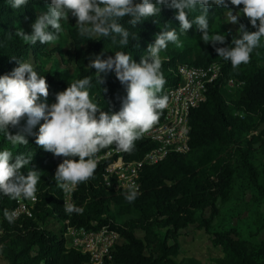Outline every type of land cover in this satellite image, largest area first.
Returning a JSON list of instances; mask_svg holds the SVG:
<instances>
[{
  "label": "trees",
  "instance_id": "16d2710c",
  "mask_svg": "<svg viewBox=\"0 0 264 264\" xmlns=\"http://www.w3.org/2000/svg\"><path fill=\"white\" fill-rule=\"evenodd\" d=\"M226 2L229 9L236 7L230 0ZM49 4L50 0H27L25 6L13 9L10 0H0V76L10 75L19 66L18 62H26L31 55L38 60H50L53 53L62 54L61 48L67 39L60 34L59 48L55 46L57 40L48 44L38 41L32 45L16 36L17 29L31 35L38 10L48 8ZM237 8L242 9L243 5ZM229 9L217 6L208 9L209 31ZM177 11L161 6L159 14L136 27L128 24L129 18L125 17L122 25L136 35V39L130 35L127 46L119 45V37L114 44L112 36H80L71 19L66 28L73 49L62 54L60 61L66 65L71 63L73 67L67 69L58 61L49 69L42 65L33 68L45 77L49 86L47 100L41 97L39 102L51 106L56 102V94L66 90L69 84L91 77L88 90L92 101L101 111L112 114L122 107L127 96L126 85L119 82L114 69L102 73L104 83L99 84L95 69L90 67L92 61L97 56L114 58L116 52H124L140 63L148 56L147 48L154 44L158 34L175 29L182 46L169 43L160 53L161 71L166 80L161 96L178 84L180 65L207 67L217 64L221 67V75L207 86L205 102L190 113L189 152L171 154L162 162L144 166L139 172L140 191L135 201L129 203L125 199L129 192H116L113 187L104 185V170L118 157L126 162L139 160L157 144L144 135L135 142L131 154L117 151L115 145L101 150L99 156L108 151L116 153L111 159L99 162L93 179L77 186L75 206L82 208L83 214H68L62 208L61 189L54 176L64 159L79 158L56 157L36 144L43 120L30 132L25 131L27 117L15 127L9 125L8 131L12 135L23 134L27 144L13 145L0 132V151H11L13 163L17 155L24 156L30 163L20 169V174L26 177L28 171L34 170L40 179L30 218L23 216L9 223L4 211L12 212L17 199L0 193V264H89L86 255L66 247L63 222L67 219L72 226L97 229L109 225L120 233L122 241L113 250L112 260L105 264H181L174 259L180 251L178 238L181 231L191 225L204 230L212 238L213 246L222 249L224 258L219 264H264V240L257 241L264 230V219L247 237H240L234 228L213 230V221L220 215V205L230 200L236 184H240V191L249 190L255 200L264 202V129L259 135L247 138L264 125V38L251 53L250 62L233 69L231 62L218 56L215 49L233 47L232 40L239 35L225 36L224 44H205L201 39L203 33L194 23L195 17L201 14L199 6L192 11L185 10L188 19L193 21V27L187 33L179 30ZM240 24L249 32L257 30L243 14L238 19V29ZM48 30L54 32L51 26ZM227 79L243 85L230 92L224 88ZM163 118L164 112L155 126L162 123ZM136 231L144 234L142 239L136 237ZM185 263L194 264L191 260Z\"/></svg>",
  "mask_w": 264,
  "mask_h": 264
},
{
  "label": "clouds",
  "instance_id": "9594fccd",
  "mask_svg": "<svg viewBox=\"0 0 264 264\" xmlns=\"http://www.w3.org/2000/svg\"><path fill=\"white\" fill-rule=\"evenodd\" d=\"M27 0H10L13 9L21 8ZM236 7L243 5L241 13L256 31L249 32L243 24L238 29L239 38H233V47H218L216 52L224 60L230 61L233 69L241 64H248L251 53L260 46L264 38V0H230ZM161 6L176 9L181 33H187L193 27L188 19L187 10H195L199 6L201 14L195 17L197 30L202 32L201 39L205 44H224V34H210L208 9L212 6L228 8L226 0H50L46 13L39 15L32 25L31 35L23 29H17L16 36L23 41L35 45L48 44L58 39L62 30V22L68 20L71 13L76 18V26L80 36H112V42L120 46L129 44V37L136 39L121 23L128 17V24L136 27L149 17L161 12ZM241 13L236 15L229 9L228 23L237 24ZM49 26L54 29L50 32ZM181 47L182 44L175 29L162 31L155 38L154 44L147 48L148 56L136 63L132 56L124 52H116L114 58L101 59L99 56L90 64L95 69L97 82L104 83L102 73L114 69L116 78L126 85L127 96L118 112L109 114L101 111L98 104L92 101L89 88L91 77L76 80L66 90L56 94V102L49 106L39 102L41 97L47 100L49 86L44 76H40L30 63L18 62L10 75L0 76V132L13 145L27 144L21 133L12 135L9 125L15 127L27 117L25 131L31 129L41 120L36 144L56 157H78L64 159L58 165L54 179L56 185L65 194H71L77 186L94 178L98 168L101 150L115 145L119 152L131 154L135 142L147 134L156 124L169 97L161 96L166 80L161 71L160 53L168 44ZM106 91V89L104 90ZM99 113V115H97ZM9 150L0 151V193L11 199L36 201L37 184L40 177L37 171H28L27 176L20 174V169L30 161L22 155L15 157ZM137 192L130 191L125 199L135 201ZM68 214H83V209L65 202ZM9 223L18 218L16 211H4Z\"/></svg>",
  "mask_w": 264,
  "mask_h": 264
},
{
  "label": "built area",
  "instance_id": "2783aa9c",
  "mask_svg": "<svg viewBox=\"0 0 264 264\" xmlns=\"http://www.w3.org/2000/svg\"><path fill=\"white\" fill-rule=\"evenodd\" d=\"M221 75V67L212 64L207 67H195L188 64L180 65L177 69L178 84L167 91L169 103L163 110L162 123L153 127L145 138L157 144L139 160L126 162L118 157L110 162L104 170L102 179L108 188L113 187L117 191L130 192L139 189V172L144 166H152L165 160L171 154H186L189 152V116L206 100L207 86ZM243 85L233 79L224 81V88L233 90ZM115 151H108L99 156L100 161L111 159ZM65 194L61 189V204L65 211V202L75 205L74 193ZM35 201L17 199L12 211L20 217H32L31 208ZM66 212V211H65ZM17 218V219H18ZM65 225L63 237L66 247L73 249L88 257L89 264H105L112 260V252L122 239L119 232L109 225L97 229H89L82 226L70 225L69 219L63 222Z\"/></svg>",
  "mask_w": 264,
  "mask_h": 264
},
{
  "label": "rangeland",
  "instance_id": "374dc122",
  "mask_svg": "<svg viewBox=\"0 0 264 264\" xmlns=\"http://www.w3.org/2000/svg\"><path fill=\"white\" fill-rule=\"evenodd\" d=\"M47 10L48 8L39 9L37 17L43 13H46ZM230 10L234 15L241 13V9L237 7H233ZM228 12L229 10L217 20L216 25L209 31L210 34L217 33L224 34L225 36L236 37L238 34V27L237 24L228 23ZM241 16L242 13L239 15V18ZM71 19H73L76 23V18L72 16L71 13L68 15V20L62 22V30L60 35L62 38L67 39L66 44L61 48L63 55L64 53L66 54V51L73 49V44L68 36L66 28ZM92 37L96 38V36ZM57 41L55 46L59 48L61 43L59 40ZM208 44H211V42ZM62 54L57 56L55 53H53L50 60H38L31 55L26 63L32 64L33 67L42 65L45 67V69H49L56 66V63L60 61ZM60 62L61 64L66 65L63 61ZM64 67L67 69L69 67V69H71L73 65L70 63ZM225 89L229 90L227 88ZM229 91L232 92L231 90ZM263 129L264 125H261L256 132L250 133L247 138H251L252 135H259ZM262 166H264V160L262 161ZM239 189L240 184L238 183L234 186L230 200L227 203L220 205V215L213 221L214 231L234 228L240 237H247L255 230L256 224H260L261 220L264 219L263 200H255V197H253L251 191L247 190L242 192ZM206 214L208 216V212ZM135 235L137 238L142 239L144 234L141 231H136ZM262 240H264V230L257 237L258 242ZM178 242L180 245V251L174 257L178 263L186 264L185 261L191 260L194 262V264H219V262L224 258L222 249L220 247H214L212 238L207 233H205L204 230L196 228L195 225H191L187 229L181 231Z\"/></svg>",
  "mask_w": 264,
  "mask_h": 264
},
{
  "label": "crops",
  "instance_id": "0c3cea01",
  "mask_svg": "<svg viewBox=\"0 0 264 264\" xmlns=\"http://www.w3.org/2000/svg\"><path fill=\"white\" fill-rule=\"evenodd\" d=\"M144 236V235H143Z\"/></svg>",
  "mask_w": 264,
  "mask_h": 264
}]
</instances>
